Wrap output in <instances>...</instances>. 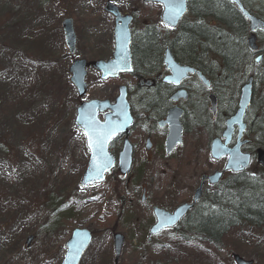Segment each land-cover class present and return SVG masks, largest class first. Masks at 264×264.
<instances>
[{"label": "rangeland", "instance_id": "obj_1", "mask_svg": "<svg viewBox=\"0 0 264 264\" xmlns=\"http://www.w3.org/2000/svg\"><path fill=\"white\" fill-rule=\"evenodd\" d=\"M104 3L105 0H0V264H59L71 230L79 227L94 232L80 264H112L113 233L125 239L118 264H155L153 256L182 264L180 255L184 251L191 258L196 251L209 259L214 255L219 264H234L232 254L253 264L264 263V227L246 237L239 232L248 234L252 228L231 229L223 236L224 249L220 250L206 244L190 250L188 245L177 244L178 236L171 232L145 245L150 212L119 205L110 191L119 185L114 177L102 186L79 187L88 154L81 134L73 126L75 109L81 101L110 100L114 89L130 79L101 82L89 68L85 79L87 95L78 100L69 84L67 70L71 61L67 59L61 22H73V58L109 60L113 22L103 11ZM141 4L142 0H120L117 7L123 14H135V32L150 26L163 35L160 11ZM245 4L264 16V0H245ZM235 87L234 82L232 89L221 95L222 106L228 107ZM204 139L202 135L190 141L198 150L193 160L196 166L187 170L191 182L202 172L221 166L210 161ZM248 139H252L250 135ZM254 149L250 146L245 152ZM142 165L143 159L133 173L142 174L139 178L148 181L154 196L160 179L173 180L169 174L163 177V171L158 169L143 172ZM254 166L255 162L245 174L264 177V171L261 174ZM123 202L131 204L126 199ZM29 236L33 240L25 248Z\"/></svg>", "mask_w": 264, "mask_h": 264}, {"label": "flooded vegetation", "instance_id": "obj_2", "mask_svg": "<svg viewBox=\"0 0 264 264\" xmlns=\"http://www.w3.org/2000/svg\"><path fill=\"white\" fill-rule=\"evenodd\" d=\"M141 6L157 7L160 14L163 9L162 5L156 3L142 2ZM121 14L126 15L127 13L123 14L121 12ZM132 16H134V20L130 25V32L133 38V34L137 32L133 30V24L136 22L135 14H132ZM212 22L211 0H187L186 12L173 32L177 34L181 29L186 32L196 25H203L209 28L212 26ZM145 27L142 29H145ZM163 31L165 32V29ZM153 55L156 57L160 55V61L158 59L150 63L143 59L144 68L141 71L139 70L137 74L132 73L131 75H124L118 78L128 77L130 79V82L124 83L122 86H125L126 90V101L131 123L127 128V132L114 137L109 145V152L114 159V168L111 174L106 176L105 181L113 179V177L116 179L119 185L115 186L116 188L114 187V189H117L121 203L126 199L131 202L128 205L150 212L151 223L145 229L146 235L155 221L153 217L154 208H159L172 214L182 205H191L201 185L199 200L187 212L176 228L165 231L178 235L182 232L181 228L185 225V221L193 218L196 214L211 213L214 205L218 207L220 204L218 201L213 204V195L218 192V189L221 188L224 194H228L227 177L230 175L229 173H225L221 183L216 186L209 185L206 179L201 184V177L210 175L216 170H221L225 164V159L220 162H214L209 158L212 163L221 164V166L211 172H202L198 177L195 174L192 182L189 179L191 174H187V170L191 171L196 166L193 160L198 152L196 145H192L190 141H194L198 136H205L204 150L206 149L205 152L208 153L209 157V144L214 138L221 136L225 128V121L235 111L237 96L229 97L227 101L228 107L226 108L220 104V101L224 97L221 95H225L227 92L222 94L214 93L216 110L215 113H212L208 102L209 95L213 94L212 85L210 91L205 90L196 74L189 72L178 84L167 81V78L169 76L172 77V75L163 65L161 53H154ZM73 57L68 55L67 59L72 62L75 59ZM174 59L180 65L189 67L187 63L181 62L176 57ZM131 61H133L132 55ZM204 76L210 80L207 75L204 74ZM118 88L119 86L114 89L110 100L105 99L111 108L99 115L101 119L105 113L114 112L113 107L116 105ZM178 126L181 131L180 144H177L178 142L175 140ZM170 131L173 132V147L168 150L167 138ZM236 131L237 129L235 128L229 144L230 147L235 145ZM126 144H128L131 151V165L130 173L123 177L118 172V158ZM142 159L144 165L141 166V170L143 172L149 171V169H158L163 171V177H167L169 174V177L173 179H160L156 196L150 191L148 181L143 182L139 178L142 177V174L133 173L136 166H140ZM136 175L138 178H136ZM121 181H124V183ZM141 183L144 184L141 185ZM114 189L111 188L110 191L116 197V193L115 195L113 193ZM221 204L227 207V201L223 202L222 200ZM153 240L146 242L145 238V245H151Z\"/></svg>", "mask_w": 264, "mask_h": 264}, {"label": "water", "instance_id": "obj_3", "mask_svg": "<svg viewBox=\"0 0 264 264\" xmlns=\"http://www.w3.org/2000/svg\"><path fill=\"white\" fill-rule=\"evenodd\" d=\"M117 1L118 0H108L104 7V11L114 18V50L112 59L106 62L100 60L90 63H86L82 60H74L69 68V73L71 74L70 83L80 99L84 98L87 91L85 83L86 68L92 67L98 71L100 73V80L117 78L120 74H129L132 71L129 49V26L132 21V16L122 17L118 9L112 5V3ZM186 1L187 0H143L145 3H157L163 6L161 21L171 30L176 28L177 23L182 18L186 9ZM223 1L232 4L248 22L249 36L246 39V46L250 52H257L256 33L261 32L264 34V23L250 15L244 9L240 0ZM61 27L65 46L68 49L69 54L73 55L75 52V35L73 32L72 21L70 19L64 20ZM263 58L264 54L259 55L254 58L253 63L258 65ZM163 64L172 75L170 82L178 84L183 78H185V75L188 72L192 74L195 73L205 88L207 90L210 89V83L205 80L199 72H195L193 69L187 67H180L176 64L168 49L165 50ZM252 80V77L248 78L247 82L240 88L237 110L235 114L225 122V129L221 135V138L224 139V143H221L220 139H214L210 143L209 155L211 159L219 161L220 159L227 157L225 166L220 172H214L212 175L201 177V184L203 183V180L206 179L209 185L215 186L220 182L223 173H241L248 168L251 162V154L241 152V147L248 144L249 141L241 142V138L246 129V124H244L243 120L245 112L251 102ZM208 99L210 101L211 110L214 112L216 99L213 95H210ZM110 108L111 107L107 101L98 100H90L81 103L76 108L73 125L75 129L83 135L85 146L89 154L86 168L79 182L81 188H86L94 184H101L104 181L106 174H110L114 168V159L108 153V146L114 137L126 133L127 128L131 123L129 108L126 103L125 87H120L118 90L116 105L113 107L114 112L111 114H105L103 122H100L98 114L103 113ZM235 127H237L236 143L232 148L228 149ZM180 133L181 131L178 126L175 139L178 142L177 144H180ZM172 140L173 132L170 131L167 138L168 150L173 147ZM255 157L257 164L264 167V150H256ZM130 165L131 151L128 144H126L118 158V172L121 175H127L130 171ZM200 190L201 185L198 188V192L194 196L191 205H182L178 207L173 214H169L159 208H154L153 216L155 222L148 230L147 242H149L151 238L158 236L163 230L174 228L199 200ZM91 239L92 236L90 231L86 229H74L64 245L65 253L60 264H79L82 256L90 246ZM32 240L33 238L31 236L26 239V248L29 247ZM123 244L124 237L121 234H114L112 236V249L114 255L113 264H118ZM233 260L235 264H253L251 261H244L237 255L233 256Z\"/></svg>", "mask_w": 264, "mask_h": 264}, {"label": "trees", "instance_id": "obj_4", "mask_svg": "<svg viewBox=\"0 0 264 264\" xmlns=\"http://www.w3.org/2000/svg\"><path fill=\"white\" fill-rule=\"evenodd\" d=\"M211 1L213 24L209 28L196 25L186 32L181 29L177 34L164 38L155 28L146 27L134 36L131 45L133 73L137 74L144 68L143 59L150 63L158 59L160 61V55L156 57L153 54H160L168 47L174 57L207 75L212 81L214 92L230 90L234 82L239 87L248 76H253V101L247 115V134L252 138V147L264 149V61L258 66L252 64L253 55L246 47L247 24L237 11L222 1ZM255 15L260 17L257 12ZM247 71H250L249 74ZM254 168L257 169L256 166ZM227 182L228 194H224L220 188L213 195V204L218 201V207L214 205L211 213L196 214L185 221L182 232L178 234L177 244L188 245L193 251H196L195 246L198 244L220 250L224 249L221 243L223 236L231 229L252 228L248 234L239 232L246 237L253 235L255 229L264 227V177L250 178L241 174L230 177ZM222 200L227 201V207L221 204ZM163 251L176 252L174 249ZM180 252L181 249L177 250V253ZM193 253L191 258L188 253L182 252V264H219L214 255L209 259L201 251ZM152 258L157 264L177 262L171 258Z\"/></svg>", "mask_w": 264, "mask_h": 264}]
</instances>
